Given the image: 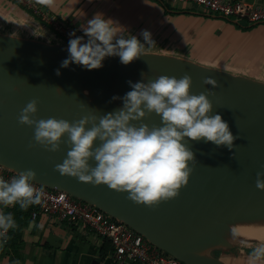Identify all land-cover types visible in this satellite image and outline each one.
<instances>
[{"label":"water","instance_id":"obj_1","mask_svg":"<svg viewBox=\"0 0 264 264\" xmlns=\"http://www.w3.org/2000/svg\"><path fill=\"white\" fill-rule=\"evenodd\" d=\"M68 55L64 46L0 34V165L17 174L34 171L33 182L98 207L184 264H229L227 256L249 251L261 242L249 238L248 245H238L248 241L249 231L264 228V191L256 187V174L264 171V82L188 60L147 54L128 65L110 56L99 69L87 70L75 63L61 68ZM185 73L192 77L190 94L205 93L213 105L212 115H221L237 139L229 150L204 139L185 138L182 143L195 158L188 162L192 168L189 182L177 197L154 207L136 204L127 198L128 192L111 190L106 184L94 186L62 176L54 169L70 150L68 135L62 136L60 151L49 152L35 144L34 127L18 122L21 110L33 99L38 101L35 118L72 122L89 113L100 116L122 107V100L112 97H123L125 85L130 91L128 81L147 83L161 75L180 79ZM208 77L219 86L205 85ZM133 123L163 126L161 116L154 112ZM98 145L94 141V147ZM89 163L96 166L94 160ZM230 228L238 233L235 238Z\"/></svg>","mask_w":264,"mask_h":264},{"label":"clouds","instance_id":"obj_2","mask_svg":"<svg viewBox=\"0 0 264 264\" xmlns=\"http://www.w3.org/2000/svg\"><path fill=\"white\" fill-rule=\"evenodd\" d=\"M37 4L53 8L55 0H36ZM84 36L69 35L68 57L61 68L72 63L87 70L101 68L106 57L118 56L128 65L144 55L146 46H155L152 34L143 30V42L134 35L125 36L124 29L111 18L97 13L82 27ZM86 37V40H85ZM56 75H61L59 69ZM145 74H142L144 77ZM203 83L218 87L216 80L208 77ZM131 90L123 97L122 107L97 116L93 113L69 122L56 118H35L38 101H29L20 112L18 122L34 127V142L46 151H60L61 138L68 135L70 150L55 171L62 176L76 177L81 182L94 186L106 184L111 190L128 192V199L149 207L158 205L179 195L186 186L194 161V153L182 141L204 139L217 147H234L233 136L221 115H212L213 105L205 93L190 94L192 77L185 73L180 79L161 75L153 81H128ZM211 92V90H209ZM162 118L163 126L149 127L142 121L152 113ZM98 121V123H97ZM88 125H91L89 128ZM99 145L94 147V141ZM30 144L29 147H34ZM90 160L96 162L92 167ZM36 173L32 170L19 172L10 180L0 177V205H19L27 210L31 205H40L44 196L43 187H34ZM256 187L264 191V171L256 174ZM17 228L11 213L0 211V237L7 238L10 229ZM235 238L238 233L230 228ZM247 264H264V242L255 246L248 256Z\"/></svg>","mask_w":264,"mask_h":264},{"label":"crops","instance_id":"obj_3","mask_svg":"<svg viewBox=\"0 0 264 264\" xmlns=\"http://www.w3.org/2000/svg\"><path fill=\"white\" fill-rule=\"evenodd\" d=\"M227 1L264 6V0ZM97 13L118 22L125 36L134 35L141 42V32L148 30L155 46H146L144 54L188 60L264 82V23L225 18L190 4L170 5L160 0H55V6L49 8L36 0H0V34L68 47L69 40L75 38L69 34L84 36L82 27ZM0 211L13 215L15 230L20 233L19 241L8 242V246L0 237V264H120L113 251L101 259L106 241L95 232L60 221L56 215L39 212L33 218L31 212L38 211L36 205L27 210L18 204L0 205ZM252 249L229 255L226 260L229 264H247Z\"/></svg>","mask_w":264,"mask_h":264},{"label":"built area","instance_id":"obj_4","mask_svg":"<svg viewBox=\"0 0 264 264\" xmlns=\"http://www.w3.org/2000/svg\"><path fill=\"white\" fill-rule=\"evenodd\" d=\"M24 2V0H17ZM166 3H184L212 11L225 18H234L252 24L264 23V6L256 7L240 1L227 0H160ZM17 173L0 165V177L10 180ZM34 187H43L42 203L36 205L38 213L56 215L60 221L78 224L109 241L117 263L124 264H184L149 243L142 235L122 222L114 220L98 207L72 197L70 194L47 188L30 181Z\"/></svg>","mask_w":264,"mask_h":264},{"label":"trees","instance_id":"obj_5","mask_svg":"<svg viewBox=\"0 0 264 264\" xmlns=\"http://www.w3.org/2000/svg\"><path fill=\"white\" fill-rule=\"evenodd\" d=\"M28 11H30V13H32V15H34L35 17H39V15L36 14V12L33 9H28ZM32 213L33 212H31V215H32ZM1 239H2L3 244H6L8 246L9 245L8 242L14 241V243H15V242L19 241L20 233L18 231H16L15 229H10L9 233L7 235V238L5 239V238L1 237ZM110 251H113V247L109 241H106L105 247L103 248L102 253H101V259H105L108 256V253Z\"/></svg>","mask_w":264,"mask_h":264},{"label":"bare ground","instance_id":"obj_6","mask_svg":"<svg viewBox=\"0 0 264 264\" xmlns=\"http://www.w3.org/2000/svg\"><path fill=\"white\" fill-rule=\"evenodd\" d=\"M128 86L125 85L122 87L121 92L125 95L128 92ZM249 238H257L259 239L261 242H264V228L261 231H249L248 233V241L241 243L239 242L238 245L240 246H246L249 244Z\"/></svg>","mask_w":264,"mask_h":264},{"label":"rangeland","instance_id":"obj_7","mask_svg":"<svg viewBox=\"0 0 264 264\" xmlns=\"http://www.w3.org/2000/svg\"><path fill=\"white\" fill-rule=\"evenodd\" d=\"M170 5L172 4V3H169ZM10 27H7V28H5V29H9ZM47 39V38H46ZM48 40V39H47ZM46 40V41H47ZM221 69H229L230 70V68H221ZM234 73H236V72H234ZM239 73V72H238Z\"/></svg>","mask_w":264,"mask_h":264}]
</instances>
